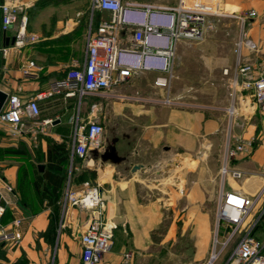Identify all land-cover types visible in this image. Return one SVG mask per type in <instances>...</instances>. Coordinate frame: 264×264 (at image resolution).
Wrapping results in <instances>:
<instances>
[{
    "label": "crops",
    "instance_id": "1",
    "mask_svg": "<svg viewBox=\"0 0 264 264\" xmlns=\"http://www.w3.org/2000/svg\"><path fill=\"white\" fill-rule=\"evenodd\" d=\"M17 1L23 6V11L5 32L0 29V45H4L5 37L11 39L15 36L22 14L27 17L26 31L38 35L39 39L12 49L6 56L0 55V90L7 94L18 93L23 99H28L47 90L53 81L62 80L73 60L80 65L83 63L88 30L97 31L100 22L97 13L106 11L92 10L91 0ZM178 3L179 0H172L155 5L175 6ZM251 9L255 16L245 19L242 25L239 16ZM221 12L223 16L236 18L246 37L257 44L256 53L243 48L242 56L264 57V0H221ZM28 60L37 65L35 77L28 78L22 74L21 66ZM158 74L155 71H138L126 82L115 86L114 95L107 98L88 96L79 107L78 120L97 119L112 125L115 135L111 145L121 158L119 162L103 159L102 153L106 150L103 147L92 151L91 167H80L94 170L96 179L107 183L105 190L100 189L107 203L104 217L116 225L112 248L99 264H122V254L126 251H132L129 264H148L147 256L155 251L153 235L164 221L163 206L157 200H142L133 181L116 180L114 173L121 169L134 172L136 166L140 169L141 162L148 157V151L143 149L146 146L152 152L161 149L167 153L174 152L179 157L192 154L201 142H208L212 137H227L228 119L224 110L227 105L220 107L221 115L210 116L190 103L168 106L153 100L128 98L138 94L161 99L163 88L154 85ZM239 95L241 99L240 102L237 99L238 112L232 122L230 142L235 145L239 141L252 140V145L229 160L228 168L239 171L240 176L224 175L219 192L237 190L250 198L258 196L241 231L250 230L252 236L264 239V113L254 109L247 91ZM92 103L99 104L98 111H91ZM39 106L40 118L52 117L54 120L47 134L40 135L36 141L28 134L8 136L0 126V176L14 189V196L9 195L14 205V216L25 217L20 242L3 247L11 261L24 252L29 264H46L52 244L39 235L47 230L50 217H53L57 221V235L50 264H80V235L86 230L89 212L77 206L63 208L71 162L69 156V164L63 163L59 158L63 151L57 148L58 144L65 143V148L71 144L78 99L58 95L53 99L40 100ZM72 169L78 167L73 164ZM83 181H73V189H79ZM10 219L11 209L6 208L1 222L7 223ZM224 225L225 228L220 229L221 238L225 239L229 227ZM172 231L171 225L166 236ZM163 241L160 239L159 243Z\"/></svg>",
    "mask_w": 264,
    "mask_h": 264
},
{
    "label": "built area",
    "instance_id": "2",
    "mask_svg": "<svg viewBox=\"0 0 264 264\" xmlns=\"http://www.w3.org/2000/svg\"><path fill=\"white\" fill-rule=\"evenodd\" d=\"M92 10L110 13L107 21H100L97 31L89 28L86 35V51L83 63L73 60L66 76L53 81L49 88L37 92L28 99L18 93H8L4 106L0 110V126L5 127L12 137L28 134L36 141L45 135L54 118H40L39 101L53 99L55 96L76 97L78 99L77 118L74 121L70 144V162L74 158L81 160L80 167L88 168L92 161V151L103 149L105 144L104 125L97 119L78 120L80 104L83 99L97 95H114L115 86L126 82L138 71H155L159 74L154 85L169 90L174 74V59L179 40L201 41L209 24L208 16L222 15L221 0H179L175 6H162L142 3L136 0H91ZM23 6L17 0H0V29L5 32L12 26ZM253 9L239 16L243 25L245 19L255 16ZM27 17L22 14L15 34V40L8 45H0V55L6 56L12 49L21 48L38 41L39 36L26 31ZM258 51L257 44L246 37L243 29L233 49L235 62L230 86L233 90L230 104L224 108L227 124V140L222 158V175L239 177L240 172L230 170L228 162L235 155L252 145V140L239 141L231 145V126L237 115L236 97L240 102L243 91L248 92L252 106L264 113V57L242 56V49ZM37 65L28 60L21 66L25 77H35ZM224 74L229 72L224 68ZM136 101H155L173 106L178 104L167 94L163 99H151L135 94L128 97ZM246 100V97H243ZM98 103L90 105L91 111L99 110ZM14 196L13 187L0 176V244L14 245L20 242V230L24 216H14V205L9 195ZM257 197H248L237 190L221 191L216 209L218 225L223 222L229 231L223 241L216 239L223 250L229 242L235 245L226 264H264V239L242 233L245 219L250 214ZM63 208L77 206L89 212L86 230L80 235V264H99L113 245V233L116 225L104 217L107 203L102 197L99 183L85 180L79 189L67 186L63 199ZM6 208L11 209V219L1 222ZM254 225V223H253ZM219 229V227H218ZM217 255V254H216ZM132 251L122 254V264H129Z\"/></svg>",
    "mask_w": 264,
    "mask_h": 264
},
{
    "label": "rangeland",
    "instance_id": "3",
    "mask_svg": "<svg viewBox=\"0 0 264 264\" xmlns=\"http://www.w3.org/2000/svg\"><path fill=\"white\" fill-rule=\"evenodd\" d=\"M136 1L163 4L172 0ZM97 16L99 21H107L110 13L98 12ZM208 20L211 26L203 40L177 42L175 76L171 80L169 90L163 88L161 99L168 94L170 98L180 103L179 106L190 103L194 108L202 109L210 116H217L222 113L220 107L228 106L232 99L230 77L234 68L233 48L241 29L238 27L237 19L232 16L214 15L208 16ZM224 68H228L227 74H224ZM103 125L104 148L107 149L113 142L115 132L110 123L106 122ZM1 130L7 133L5 127ZM7 135L10 136L8 133ZM209 140L201 142L192 154H183L179 157H176L174 152L167 153L161 149L152 152L147 146L143 147L144 151H148V157L141 162L140 169L134 172L121 169L113 175L116 180L123 178L125 181H133L142 200H157L163 206L164 221L153 235L155 251L147 256L148 264H226L231 254L235 241L229 242L223 250L221 244L216 243V239L224 240L221 238L220 227L225 228V225L223 222L218 225L216 209L223 184L221 168L227 137H212ZM63 145L58 144V149L63 151L66 144ZM80 162L79 158L73 159L66 186L67 182L72 186L73 181L89 180L92 183H99L100 189L105 190L107 183L96 179V174L94 176L83 173ZM73 164L78 169L73 170ZM171 225L173 231L166 236ZM56 235L57 231L55 238ZM44 238L52 244L51 254L47 256L46 263L50 264L55 238L52 241H49L47 236ZM160 239H164L161 244ZM214 256L216 258L213 259ZM18 260H21L20 264H29L24 252L14 261L6 257L0 260V264H11Z\"/></svg>",
    "mask_w": 264,
    "mask_h": 264
},
{
    "label": "trees",
    "instance_id": "4",
    "mask_svg": "<svg viewBox=\"0 0 264 264\" xmlns=\"http://www.w3.org/2000/svg\"><path fill=\"white\" fill-rule=\"evenodd\" d=\"M61 145H63V144H61ZM57 148H58V146H57ZM69 156H70V148H68V147L63 150V153L61 155H59V157H61L63 159L62 161L65 164L69 163ZM82 172L86 173V174H93L94 176L96 174V172L94 170H89V169H82ZM56 229H57V221L53 217H50V223H49L47 230L44 233H41L40 235H42L44 237L47 236V239L49 241H52L55 238ZM2 259H6V251L3 247V245L0 244V260H2ZM20 263H21V260H18L17 262H15V263L13 262L11 264H20Z\"/></svg>",
    "mask_w": 264,
    "mask_h": 264
},
{
    "label": "water",
    "instance_id": "5",
    "mask_svg": "<svg viewBox=\"0 0 264 264\" xmlns=\"http://www.w3.org/2000/svg\"><path fill=\"white\" fill-rule=\"evenodd\" d=\"M15 40V36H13L11 39H8L7 37H5V42L4 45H8L9 43H13ZM7 93L3 90H0V110L2 109V107L4 106V103L7 99ZM102 158L103 159H110L111 161L114 162H119L121 160L120 157H118L116 155L115 152V147L113 145H110L103 153H102ZM39 168L42 169V166L39 165ZM139 167L136 166L135 169H138Z\"/></svg>",
    "mask_w": 264,
    "mask_h": 264
},
{
    "label": "bare ground",
    "instance_id": "6",
    "mask_svg": "<svg viewBox=\"0 0 264 264\" xmlns=\"http://www.w3.org/2000/svg\"><path fill=\"white\" fill-rule=\"evenodd\" d=\"M89 166L93 165V162L92 161H89L88 163ZM216 258V256L213 257V259Z\"/></svg>",
    "mask_w": 264,
    "mask_h": 264
}]
</instances>
